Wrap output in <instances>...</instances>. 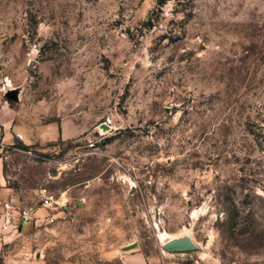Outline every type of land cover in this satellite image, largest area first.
Instances as JSON below:
<instances>
[{"label":"rangeland","instance_id":"obj_1","mask_svg":"<svg viewBox=\"0 0 264 264\" xmlns=\"http://www.w3.org/2000/svg\"><path fill=\"white\" fill-rule=\"evenodd\" d=\"M159 1L0 0L9 200L70 198L0 264H264V0Z\"/></svg>","mask_w":264,"mask_h":264},{"label":"built area","instance_id":"obj_2","mask_svg":"<svg viewBox=\"0 0 264 264\" xmlns=\"http://www.w3.org/2000/svg\"><path fill=\"white\" fill-rule=\"evenodd\" d=\"M39 205L19 209L12 205L11 200L4 202L0 206L1 231L6 233L19 232L25 224L33 226L51 225L67 220L66 213L70 198L65 193L59 196L41 192L38 196Z\"/></svg>","mask_w":264,"mask_h":264},{"label":"crops","instance_id":"obj_3","mask_svg":"<svg viewBox=\"0 0 264 264\" xmlns=\"http://www.w3.org/2000/svg\"><path fill=\"white\" fill-rule=\"evenodd\" d=\"M14 117L15 116L13 115V112L9 106L4 107L2 109V112L0 113V152L1 150H5L9 146H12L13 143L16 141L12 133ZM11 195H12V191L10 188H8L5 185L4 176L0 173V206L1 204L9 200ZM1 224L2 221L0 220V238L4 236L2 240L0 239V252L3 247L1 242L3 241V239L7 238L5 237L6 231H1ZM29 226L31 225L30 224L23 225V227L20 228V230H18L19 234L20 232L23 233L25 230H28ZM33 264H38V263H33ZM121 264H147V263H146V259L139 255H128L122 259Z\"/></svg>","mask_w":264,"mask_h":264},{"label":"water","instance_id":"obj_4","mask_svg":"<svg viewBox=\"0 0 264 264\" xmlns=\"http://www.w3.org/2000/svg\"><path fill=\"white\" fill-rule=\"evenodd\" d=\"M21 89L20 88H12L11 90L8 89L5 92V97L8 101L11 102H19L20 100ZM15 140L20 142L23 145H30V141L25 137L24 133L21 130H13L12 131ZM163 247L165 251L170 254H183L188 252H196L199 249V245L195 244L193 239L190 236H181L175 237L171 239H167Z\"/></svg>","mask_w":264,"mask_h":264},{"label":"trees","instance_id":"obj_5","mask_svg":"<svg viewBox=\"0 0 264 264\" xmlns=\"http://www.w3.org/2000/svg\"><path fill=\"white\" fill-rule=\"evenodd\" d=\"M165 2H163L162 0L161 1H159V4L160 5H163Z\"/></svg>","mask_w":264,"mask_h":264}]
</instances>
